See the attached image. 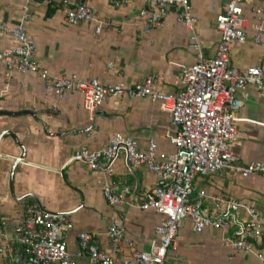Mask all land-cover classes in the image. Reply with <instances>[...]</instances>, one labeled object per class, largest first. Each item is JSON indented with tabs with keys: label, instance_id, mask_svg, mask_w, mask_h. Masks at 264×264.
Wrapping results in <instances>:
<instances>
[{
	"label": "crops",
	"instance_id": "0c3cea01",
	"mask_svg": "<svg viewBox=\"0 0 264 264\" xmlns=\"http://www.w3.org/2000/svg\"><path fill=\"white\" fill-rule=\"evenodd\" d=\"M198 17L195 33L204 57H213L220 42L216 17L223 11L224 0H189ZM26 0H0V24L16 26ZM87 3L94 8L105 26L100 35L91 22L71 24L60 3L29 0L31 16L26 32L37 44L38 64L52 74L92 77L100 82L126 86L143 81L148 75L159 76L164 92L181 87L182 67L195 62L192 32L177 21V9L170 7L164 22L146 31L140 15L147 0H71V5ZM249 19H251L250 15ZM12 43L3 38V47ZM231 63L240 70L264 65V49L256 45L249 31L244 44L230 47ZM110 65V67H109ZM236 110L239 138L234 150L241 163L264 161V94L250 87ZM0 134L11 131L26 149L25 164L14 173L13 192L9 188L13 162L0 156V230L8 236L20 234L23 210L36 203L48 211L63 213L73 224L65 234L68 251L78 264H92L80 254L78 234L95 236L99 248L113 254L108 236L113 223L122 225L129 242L122 243L117 257H129L135 250L150 249L155 227L162 215L154 209H142L146 194L154 188L155 176L145 166L129 167L121 152L110 175L93 170L82 161L71 160L82 146L101 148L114 132L136 137L139 147L147 149L150 140L158 154L174 150V126L170 115L147 98L130 99L125 95L108 96L90 117L80 93L58 95L47 88L33 72L7 74L0 62ZM9 113V114H4ZM10 113H18L10 115ZM0 153L18 157L21 149L8 134L0 141ZM113 187H130L123 202L114 207L105 199L103 182ZM195 193L234 197L253 204L264 221V176H243L227 170L200 175L194 180ZM30 194V196L25 195ZM246 219L245 210L239 212ZM226 232L206 228L193 229L190 220L179 225L177 247L168 251L166 264H264L251 252L226 244ZM264 255V236L254 242ZM20 264L21 249L16 248ZM0 264H4L0 257ZM119 264V263H117Z\"/></svg>",
	"mask_w": 264,
	"mask_h": 264
},
{
	"label": "built area",
	"instance_id": "2783aa9c",
	"mask_svg": "<svg viewBox=\"0 0 264 264\" xmlns=\"http://www.w3.org/2000/svg\"><path fill=\"white\" fill-rule=\"evenodd\" d=\"M45 1L51 5L60 3L69 23L91 22L96 35L102 33L105 23L89 4ZM170 7L177 9V21L192 32V47L197 51L195 62L182 67L181 87L175 92H164L156 73L131 86L105 84L76 74H52L38 64L37 44L26 32L31 16L29 0L23 5L16 26L0 24V62L8 75L36 73L43 84L55 89L58 95L80 93L90 117L108 96L119 95L130 99L147 98L170 115L175 129L174 150L167 154L159 155L152 139L147 149L142 150L136 137L121 132L112 133L101 148L82 146L73 153L71 160L82 161L91 169L108 175L121 152L129 167H147L156 183L146 194L141 208L154 209L163 216L155 227L156 237L150 249L135 250L129 257H117L122 243L129 242L122 225L113 223L108 230L113 254L102 251L93 234L80 232V254L89 257L92 264H166L168 251L177 247L179 225L185 220L192 222L197 233L206 228L226 232L223 238L226 244L251 252L264 261V255L254 247V242L264 236V221L259 210L234 197L211 196L204 190L195 193L194 188L198 176L224 170L243 176H264V161L241 163L233 148L239 138L238 122L243 120L236 114L241 105L237 95H245L250 87L264 94V65L257 64L242 71L232 65L230 54L231 45L244 44L249 31L253 42L264 49V0H224L223 11L216 17L221 38L213 57H204L201 52L195 33L198 17L189 0H147L146 7L140 11L145 19V30L161 25ZM4 37L12 43L9 47H3ZM102 188L106 201L114 207L120 205L130 191L127 185L116 188L109 181H104ZM241 210L247 213L244 220L238 216ZM72 229L73 224L65 214L27 203L21 233L8 236L0 230V257L4 264H20L16 250L19 247L24 264H78L65 241V234Z\"/></svg>",
	"mask_w": 264,
	"mask_h": 264
},
{
	"label": "water",
	"instance_id": "95a60500",
	"mask_svg": "<svg viewBox=\"0 0 264 264\" xmlns=\"http://www.w3.org/2000/svg\"><path fill=\"white\" fill-rule=\"evenodd\" d=\"M1 113L3 114V112H0V114ZM4 114H9V113H4ZM16 114H18V113H10V115H16ZM5 134L10 135L12 137V139L17 143V145L21 149V154L18 157L11 156V155H5V154H1L0 153V156L1 157L10 159L13 162L12 167H11V170H10V179H9V188H10V191L13 192L14 173H15V170L17 169V167L19 165H22V164H25L26 163V161H25L26 149H25L24 145L18 140V138L16 137V135L13 134L11 131H3L0 134V141H1L2 137H3V135H5ZM26 196H30V194L25 195L24 198ZM42 208L45 209L44 207H42Z\"/></svg>",
	"mask_w": 264,
	"mask_h": 264
},
{
	"label": "trees",
	"instance_id": "16d2710c",
	"mask_svg": "<svg viewBox=\"0 0 264 264\" xmlns=\"http://www.w3.org/2000/svg\"><path fill=\"white\" fill-rule=\"evenodd\" d=\"M20 251H21V250H20ZM22 258H24L23 255H22Z\"/></svg>",
	"mask_w": 264,
	"mask_h": 264
}]
</instances>
